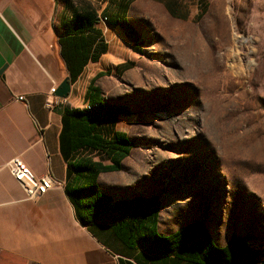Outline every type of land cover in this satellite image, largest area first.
Masks as SVG:
<instances>
[{
    "label": "rangeland",
    "instance_id": "obj_1",
    "mask_svg": "<svg viewBox=\"0 0 264 264\" xmlns=\"http://www.w3.org/2000/svg\"><path fill=\"white\" fill-rule=\"evenodd\" d=\"M180 2L186 20L133 1L139 51L118 30L112 43L134 66L97 81L134 114L117 124L129 195L158 199V234L201 220L216 246L236 234L264 248V0Z\"/></svg>",
    "mask_w": 264,
    "mask_h": 264
},
{
    "label": "crops",
    "instance_id": "obj_2",
    "mask_svg": "<svg viewBox=\"0 0 264 264\" xmlns=\"http://www.w3.org/2000/svg\"><path fill=\"white\" fill-rule=\"evenodd\" d=\"M92 1L0 0V264H206L179 250L153 254L128 244L126 231L117 222L92 216L85 223L79 220L75 200L84 182L72 165L108 168L111 161L103 152L81 147L78 122L96 121L77 112L93 102H106L97 82L101 77L134 66L132 60H120L127 53L112 43L116 30L132 52L139 51V37L129 20L135 0L125 11L122 4L128 0H99L100 9ZM153 1L161 2L172 17L187 19L179 10L182 0ZM105 15L117 24L112 26ZM116 47L123 53L113 57ZM129 63L133 65L125 66ZM66 78L67 96L59 97L55 90V104L46 108L50 89H57ZM132 116L131 112L114 121H98L93 133L112 139L116 132H124L117 124ZM111 124L113 130L106 134ZM15 156L35 176L49 175L62 187L27 199L5 167ZM121 170H100L95 177L98 193L113 202L138 197L129 195Z\"/></svg>",
    "mask_w": 264,
    "mask_h": 264
},
{
    "label": "trees",
    "instance_id": "obj_3",
    "mask_svg": "<svg viewBox=\"0 0 264 264\" xmlns=\"http://www.w3.org/2000/svg\"><path fill=\"white\" fill-rule=\"evenodd\" d=\"M129 2L130 0L126 6L122 4L124 11ZM110 16L105 15L104 20L106 19L112 26L116 25L117 23L110 21ZM111 52L113 57L114 54L123 53L118 47L112 48ZM77 113L96 121L88 122V125L87 122H78L76 134L80 137L81 147L86 146L103 152L111 161L108 168L72 165V169L75 173L79 172V177L84 182L77 192L79 198L75 200L81 223H85L89 216L107 223L117 222L120 228L126 231L128 244H138L144 251L153 254H167L179 250L188 258L206 264H256L259 260L264 264V248L254 245L247 237L231 234L225 246H215L201 220H195L169 236L157 234L154 227H151V224L156 225L159 213V202L154 196L113 202L110 197L100 195L95 184L97 173L104 169L119 170L120 162L129 155L132 143L124 132H116L112 139L105 140L93 133L95 125L103 119L114 121L118 115L127 116L131 112L125 105L96 101ZM184 246L187 248L183 249Z\"/></svg>",
    "mask_w": 264,
    "mask_h": 264
},
{
    "label": "built area",
    "instance_id": "obj_4",
    "mask_svg": "<svg viewBox=\"0 0 264 264\" xmlns=\"http://www.w3.org/2000/svg\"><path fill=\"white\" fill-rule=\"evenodd\" d=\"M56 88L52 87L49 91V96L45 102L46 108H51L55 104ZM22 100V96L18 97ZM5 167L14 181L23 190L27 199H36L53 187L60 188L62 183L53 180L49 175L35 176L29 167L17 156L10 158Z\"/></svg>",
    "mask_w": 264,
    "mask_h": 264
},
{
    "label": "water",
    "instance_id": "obj_5",
    "mask_svg": "<svg viewBox=\"0 0 264 264\" xmlns=\"http://www.w3.org/2000/svg\"><path fill=\"white\" fill-rule=\"evenodd\" d=\"M69 92V80L64 79L56 89V95L59 97H66Z\"/></svg>",
    "mask_w": 264,
    "mask_h": 264
}]
</instances>
